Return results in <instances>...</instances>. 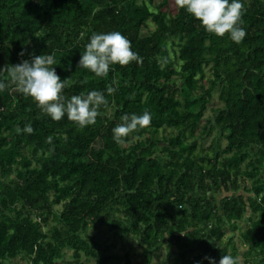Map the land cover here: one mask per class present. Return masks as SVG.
Here are the masks:
<instances>
[{"label":"trees","instance_id":"1","mask_svg":"<svg viewBox=\"0 0 264 264\" xmlns=\"http://www.w3.org/2000/svg\"><path fill=\"white\" fill-rule=\"evenodd\" d=\"M241 2L247 34L236 43L175 0H0V67L52 54L66 97L98 90L109 101L81 129L5 81L0 264H110L107 244L88 235L97 224L136 240L146 264L162 250L166 264L229 254L264 264V0ZM111 31L142 63L113 64L105 77L77 67L92 33ZM145 110L150 125L117 144L121 116ZM27 124L34 132L17 134ZM132 252L123 264H135Z\"/></svg>","mask_w":264,"mask_h":264},{"label":"clouds","instance_id":"2","mask_svg":"<svg viewBox=\"0 0 264 264\" xmlns=\"http://www.w3.org/2000/svg\"><path fill=\"white\" fill-rule=\"evenodd\" d=\"M175 4L198 19L210 34L223 37L228 33L236 43H241L247 34L241 26L243 14L246 12L241 0H231V3L229 0H175ZM80 38L83 39V33ZM19 55L23 56L24 52L21 51ZM132 61L142 63V57L132 50L131 41L121 32H93L80 55L77 67L90 70L97 77H105L111 65L118 63L126 66ZM54 65V55L43 52L33 56L31 60L25 59L14 65L0 67V91H4L8 86L5 81H10L18 92L30 96L41 112L53 120L60 121L67 115V118L81 129L94 125L97 117L101 115L100 107H107L109 103L104 93L93 90L86 94L66 97L63 90L68 87L67 79L60 78ZM116 90L111 84L107 87L109 95L114 94ZM120 120L121 122L112 129L113 140L117 144L123 143L130 133L148 127L151 114L147 110L142 115L124 114ZM22 131L32 134L34 129L30 124L25 125L23 129L16 128L17 134ZM52 140L51 136L47 138L48 143H52ZM205 259L209 260V264H216L212 257L206 256ZM219 264L241 262L238 257L229 254L222 255Z\"/></svg>","mask_w":264,"mask_h":264},{"label":"rangeland","instance_id":"3","mask_svg":"<svg viewBox=\"0 0 264 264\" xmlns=\"http://www.w3.org/2000/svg\"><path fill=\"white\" fill-rule=\"evenodd\" d=\"M152 26V23L150 24ZM145 31V30H144ZM169 48V47H168ZM170 56H173L172 53L169 54ZM207 75H210L209 71L207 70ZM220 101L218 100L216 93L214 94L213 100L210 102L209 107L205 111V115L203 118V121L206 119L207 116H211L212 109L210 106H219ZM212 134H214V131H212L211 135L208 136L203 141V147L207 148L209 145ZM224 144V140H221V146ZM240 225H244V222L241 221ZM88 235L90 239H96L98 242H100V245L103 247V243L107 244L108 246V252L112 255V260L110 264H123L124 261V250L127 248H131L132 252V263H139V264H146L144 255L139 254V245L136 240L134 239H117L113 235L109 234L106 226L104 224H97L94 227H90L88 230ZM233 238L236 241L238 238V231L236 230L233 234ZM102 242V243H101ZM150 256V261L148 264H166L168 261V258H166V251L162 250L158 254H153ZM147 255V257H149ZM20 264H27V261H22Z\"/></svg>","mask_w":264,"mask_h":264}]
</instances>
